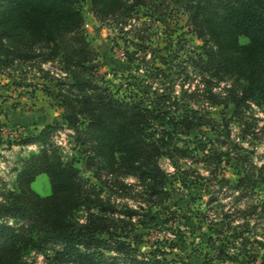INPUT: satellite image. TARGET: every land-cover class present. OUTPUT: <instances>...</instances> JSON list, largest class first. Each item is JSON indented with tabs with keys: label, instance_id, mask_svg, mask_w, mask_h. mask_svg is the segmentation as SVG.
Returning <instances> with one entry per match:
<instances>
[{
	"label": "trees",
	"instance_id": "trees-1",
	"mask_svg": "<svg viewBox=\"0 0 264 264\" xmlns=\"http://www.w3.org/2000/svg\"><path fill=\"white\" fill-rule=\"evenodd\" d=\"M84 2L0 0V71L36 61L44 77H49L50 71H44L41 63L58 61L62 74L50 76L57 88L55 97L64 123L74 132V147L83 156L86 169L97 179L103 171L135 176L149 205L170 198L165 188L166 173L158 162L161 157H167L177 170L183 163L196 172L192 166L202 164L207 175L197 173L209 195L208 203L215 202L223 189L235 195L234 214L223 213L222 229L215 230L218 234L209 236L210 241L219 242L222 253L230 250L226 255L235 264L242 259L245 264L258 260L264 264V225L258 222L264 216V200L254 197L258 194L256 186L264 183V162L257 165L250 158L251 151L240 142L228 144L226 152L211 139L191 148L187 141H181L176 128L169 130L163 125L180 126L185 132L204 125L218 136L222 134L220 128L228 129L233 121L242 126L238 136L242 141L253 133L257 121L246 112L251 104L264 105V0H90L96 19H113L117 24L137 15L139 9L156 17L163 16L171 5L183 10L192 31L203 42V57L199 55L197 68L217 79L226 74L239 79L238 88H228L223 100L218 94L210 95L217 105H234L231 116L223 117L222 122L201 115L174 121L167 118L164 101H151L145 106L142 100L117 96L93 65L99 53L85 30ZM240 37L248 41L241 43ZM2 126L0 121V129ZM56 127L45 124L36 136L23 140H39L42 145L38 152L22 159L15 190L7 191L0 200V264H33L26 254L35 249L47 251L44 264H114V257L106 255L109 250L129 257L136 249L119 239L126 224L119 226L112 216L114 207L104 204L94 187L87 185L88 180L75 164L79 159H63L51 141ZM232 153L242 169L235 185L217 177L222 157ZM184 170L181 173L187 172ZM42 173L50 183L46 196L31 186ZM180 180L189 183L188 177ZM240 202L242 206H237ZM82 207L87 209L83 220L78 216ZM93 207L97 210L92 212ZM125 213L131 216V211ZM112 236L115 239L111 242ZM136 239L139 241L138 236ZM130 261L143 263L133 254Z\"/></svg>",
	"mask_w": 264,
	"mask_h": 264
},
{
	"label": "rangeland",
	"instance_id": "rangeland-1",
	"mask_svg": "<svg viewBox=\"0 0 264 264\" xmlns=\"http://www.w3.org/2000/svg\"><path fill=\"white\" fill-rule=\"evenodd\" d=\"M166 10L163 16L156 17L145 9H139L137 15L133 14L125 23L117 24L113 19H96L90 10V0H85V30L99 53L93 65L104 74L106 83L119 97L135 102L142 100L145 106L151 101H164L166 106L163 110L167 111V118L174 121L201 115L222 122L223 117L231 116L234 105H217L210 95L218 94V99L223 100L228 88H238L239 79L231 74L217 79L210 72L198 69L195 63L199 55L203 57V42L192 31L183 10L172 5ZM239 40L241 43L248 41L245 37ZM40 66L44 71H50L49 77H44L36 61L18 63L0 71V121L3 124L0 129V200L7 191L15 190V178L22 159L41 148V141L23 142L24 138L36 136L45 124H56L54 132L60 133L56 140L62 143L58 145L51 141L59 148L63 159L73 156L79 159L75 164L88 180L87 185L94 187L104 204L114 207L112 216L118 220L119 226L126 224L127 228L119 239L136 250L131 251L129 257L115 250L107 251V256L114 257V264H132V254L142 264H235L226 255L231 253L230 250L225 249L222 253L219 242L209 239L221 231L223 213L234 214L235 195L223 189L215 202L208 203L209 195L197 173L206 176L208 172L204 166L194 164L192 167L196 172H192L181 163L182 168L177 170L165 156L158 160L166 173L165 188L170 193L165 202L149 205L143 186L135 176L103 171L101 178L97 179L86 169L83 156L74 147V132L62 119L53 79L62 74L59 62H43ZM246 113L255 117L257 126L243 141L238 138L242 126L233 121L229 122L228 129L225 126L220 128L222 134L218 136L216 131L204 125L188 132L182 131L180 126L165 122L163 125L169 130L176 128L181 141H187L191 148L198 146L200 141L211 139L215 146L226 152L228 144L232 146L240 142L251 151V160L260 165L264 162V128H261L264 105L251 104ZM232 154L222 157L217 177L235 185L242 169ZM184 169L187 172L183 174L181 171ZM181 177H188L189 183L184 184ZM118 181L125 185H115ZM31 186L42 196L50 194V183L45 173L38 175ZM256 190L255 200L257 197L264 200V183L258 184ZM237 206H242V202ZM96 210V207L91 209L92 212ZM128 210L132 217L126 215ZM86 214L85 207L78 211L81 220ZM258 222L260 226L264 225V216L259 217ZM8 223L15 225L12 221ZM116 230L119 232L120 228ZM244 236L248 240L249 235L245 233ZM114 239L112 236L110 241ZM45 252L31 250L26 258L33 264H44ZM244 261L242 259L237 264H245ZM259 263L260 260L255 264Z\"/></svg>",
	"mask_w": 264,
	"mask_h": 264
},
{
	"label": "built area",
	"instance_id": "built-area-1",
	"mask_svg": "<svg viewBox=\"0 0 264 264\" xmlns=\"http://www.w3.org/2000/svg\"><path fill=\"white\" fill-rule=\"evenodd\" d=\"M72 132H73V131H72ZM58 134H60V133L58 132ZM58 134H57L56 132H53V134L51 135V138H52V141H53L54 143H58V145H59V144H61L62 142L56 140Z\"/></svg>",
	"mask_w": 264,
	"mask_h": 264
},
{
	"label": "crops",
	"instance_id": "crops-1",
	"mask_svg": "<svg viewBox=\"0 0 264 264\" xmlns=\"http://www.w3.org/2000/svg\"><path fill=\"white\" fill-rule=\"evenodd\" d=\"M60 113V110H58V114ZM46 123H48V122H46ZM50 123V122H49Z\"/></svg>",
	"mask_w": 264,
	"mask_h": 264
}]
</instances>
